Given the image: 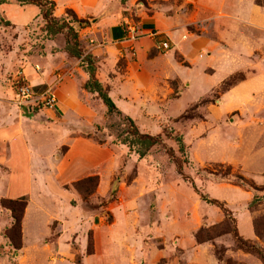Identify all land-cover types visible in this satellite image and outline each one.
<instances>
[{
    "label": "crops",
    "instance_id": "crops-1",
    "mask_svg": "<svg viewBox=\"0 0 264 264\" xmlns=\"http://www.w3.org/2000/svg\"><path fill=\"white\" fill-rule=\"evenodd\" d=\"M137 1L54 0L53 14L60 16L70 8L78 18L89 20L78 31L80 46L92 55L95 76L116 107L135 122L150 119L151 112L175 115L168 111L172 101L168 97L169 80L177 81L181 95L202 73L207 82L204 98L233 75L242 73L207 106L206 121L212 124L207 135H196L192 142L196 153L192 150V154L202 163L232 165L244 177L264 185V6L256 0H143L146 6ZM37 14L40 8L35 4L20 8L25 20ZM133 16L137 17L140 36L130 40L125 27ZM160 40L168 41L170 48L157 50L155 45ZM176 56L187 65H182ZM18 62L21 71L13 78H22L33 87L50 85L58 73L63 74V79L54 85L56 105L52 110L24 106V111L7 101L0 83V198L27 197L20 250L32 255L46 250V264H129L127 244L120 240L129 228L125 213L118 215L120 223H104L82 206L80 198L71 205L67 198L61 200L56 194L61 182L92 173L100 174L103 191L107 179L101 170L116 164L114 149L111 154L104 152L107 147L74 134L72 122L91 119L93 114L82 97L87 92L83 88L87 73L64 44L52 38L45 40L41 54L34 53ZM183 69L195 70L194 77L182 76ZM194 130L195 127L192 136ZM63 145L67 149L55 161ZM201 145L206 149L204 155L198 152ZM148 157L149 154L140 157L134 152L127 158L124 172L135 167L136 175L122 193L128 191L134 203L151 196L160 207L164 201L185 199L188 194L180 195L176 188L182 182L160 179L154 169L153 173H157L153 175ZM45 170L52 173L45 175ZM112 189L115 191V185ZM207 191L208 198L224 203L232 212L243 239L261 244L250 209L253 191L226 182H214ZM210 206L216 208L214 204ZM193 217L197 218V213ZM36 218L37 227L32 232ZM213 218L208 217V221L215 222ZM54 221L59 228L55 237L51 227ZM11 223L10 211L0 204V264H13L8 255L13 246L4 235ZM192 224L182 225L180 232L192 236ZM89 230L93 233L91 253L86 251ZM196 246L194 251L206 245ZM20 250L14 248L18 254ZM78 254L80 263L75 260ZM197 262L200 264L199 259ZM207 264L218 263L212 257Z\"/></svg>",
    "mask_w": 264,
    "mask_h": 264
},
{
    "label": "rangeland",
    "instance_id": "rangeland-1",
    "mask_svg": "<svg viewBox=\"0 0 264 264\" xmlns=\"http://www.w3.org/2000/svg\"><path fill=\"white\" fill-rule=\"evenodd\" d=\"M137 2L140 5H147L143 0ZM258 2L264 6V0H258ZM26 4L30 3H20L18 0H0V83L2 82L7 101L13 105H16L13 101L14 91L21 85H27L22 78H13L14 74L18 75V72L21 71L18 60L20 58L28 59L34 53L41 54L46 39L52 38L57 43L64 44L65 48L66 40L71 37L67 29L50 36L46 31V23L41 13L34 15L29 20L22 18L20 8ZM55 17L70 20L79 40L78 31L82 27L78 23L72 22L65 11L60 16ZM136 19L135 16L131 17L126 23V27L130 23L137 26ZM80 48L82 49L81 46ZM82 51L85 53L83 49ZM72 58L78 60L79 66L83 70L84 68L80 65L79 59L74 56ZM176 58L182 65H187L180 56H176ZM121 64H123V60L119 61V65ZM187 70L183 69L181 71L182 76L194 77L196 71L189 72ZM204 76L202 73H198V80L193 87L185 88L181 95L177 81L175 79L168 81L171 88L168 97L172 100L169 103L168 111L170 114L175 115L169 116L151 112L150 119L139 122L134 121L140 132L160 135L162 138V144L154 145L147 152L151 172L153 173L152 169H154L159 173V175L157 172L153 175L156 174L160 179L165 178L167 182L173 178L178 179L184 184L181 183L176 186L179 194L183 196L188 194L185 199L178 197L173 201H164L161 207L160 203L151 196L134 203L130 200L128 191L122 193V190H128L129 184L136 175L135 167L127 173L124 172L127 158L135 152L134 149L136 148L134 146L133 149H130L127 143H120L121 140L129 141L132 139V136L128 134L130 126L128 120L124 117L126 114L118 115L107 112L100 98L94 92L87 91L82 95L88 106L93 110V114L91 119L87 118L85 120V118H82L72 122L76 131L74 134L77 133L85 138H91L96 143L107 147L109 151L103 148L104 152L111 154L114 149L117 160L113 161L116 164L111 166L110 163L108 165L109 169L103 167V170H101L103 176H106L107 179L103 191L99 186L100 174L92 173L61 182L59 189H56V194H60L57 197L61 200L67 198V202L71 205H75L76 199L80 198L82 206L99 216L104 223L118 222V215L122 212L125 213L129 228L125 229L126 231L121 235L120 240L122 244H127L126 254L129 264H197L198 259L200 264H207L212 257L218 264H264L256 253L247 252L237 247L232 235V230L236 228L232 212L226 217L218 206L215 208L210 206L211 204H206L201 197V195L209 196L207 190L209 185L214 182L237 184L253 191L255 197L250 203V209L254 212L255 229L261 242V244H255L264 250V185L256 184L245 177L258 187L257 189L250 188L234 176L235 174L243 175L239 169L226 163H202L197 161L196 156L192 154L194 138L199 134L200 137L207 135V130L212 124L206 121L207 106L210 105V102H214L221 91L241 78L243 74L233 75L208 96L202 98L207 88ZM102 87L105 88L103 85ZM20 108L26 111L24 106ZM193 127H195V136H192ZM177 136L182 138L185 147L184 152L179 150ZM66 149V145L58 149L55 161L64 154ZM167 151H171L172 156ZM198 152L204 155L206 149L201 145ZM176 160L181 165V173L177 170ZM106 165L107 163L104 164V166ZM42 172L45 175L52 173L50 170ZM62 172H65V170ZM90 176H96L97 179L88 181L87 177ZM113 183L116 189L111 194L114 187ZM68 192L72 196L68 197ZM193 213H197V218L193 217ZM216 215L217 217H215ZM208 217H215L213 218L215 222H209ZM218 217L220 218L218 219ZM191 221L193 222L191 226L193 227L192 236L180 232L182 225L191 224ZM33 222L34 228H30L32 232L37 227V218ZM57 225V221L51 224L53 237L59 229ZM92 234V230L87 232V240L91 237L93 245ZM196 234L203 242L198 243L196 241ZM197 244L206 246L199 249V251L196 250V252L193 249H196ZM22 246L23 242L21 248ZM73 247L76 250L77 244L74 243ZM132 251L134 255L131 254ZM8 255L13 264H46L47 251L42 250L36 255H32L27 250H20L18 254L14 252L12 247L8 251ZM80 258L79 254L75 255L77 263H80Z\"/></svg>",
    "mask_w": 264,
    "mask_h": 264
},
{
    "label": "trees",
    "instance_id": "trees-1",
    "mask_svg": "<svg viewBox=\"0 0 264 264\" xmlns=\"http://www.w3.org/2000/svg\"><path fill=\"white\" fill-rule=\"evenodd\" d=\"M20 3H31L35 4L40 8V13L42 15L43 20L46 23V31L50 36H53L64 29H67L68 34H71V37L66 40L65 50L72 56L79 59L80 65L84 68L83 70L87 72L88 79L84 83V89L89 92H94L97 96L101 99L102 103L105 105L107 112H113L118 115H122V112L116 107L110 96L108 95L107 89L102 87V84L98 81L95 76V63L92 55L90 53H84L79 46V40L77 36V32L75 31L74 27L70 23V20H66L64 18L57 19L54 14L55 2L54 0H18ZM258 2V0H256ZM259 3V2H258ZM260 4V3H259ZM66 14L70 16L72 22L78 23L79 26L84 27L87 26L90 22L88 19L78 18L76 13L67 8L65 10ZM126 120L129 122V130L128 134L132 136V139L121 140L120 143H127L130 149H133L134 146L136 148L134 151L140 156H144L147 154L149 149L156 144H162V138L160 135H152L149 133H142L138 130L137 126L135 125L134 121L127 115L124 116ZM176 140L179 145V150L184 152L185 147L182 141L181 136H177ZM171 155V151H167ZM172 156V155H171ZM176 167L179 173H181V165L176 160ZM235 177L240 179L243 183L247 184L248 187L257 189L258 187L250 180L246 179L243 175L235 174ZM97 178L96 176L87 177L88 181H95ZM114 190L111 191L113 194ZM202 199L206 202L214 204L218 206L227 217L230 214L228 208L224 205V203L208 198L205 195H201ZM0 204L3 208H6L10 211L12 216V223L11 225L4 230V235L9 239L10 244L16 249L21 248V238H22V217L24 214V209L27 204V198L25 196L11 199V198H0ZM255 228V223H254ZM256 231V229H255ZM257 236L258 233L256 232ZM232 235L235 240V243L239 249H242L247 252H254L258 255V257L264 263V250L257 246L255 243L243 239L237 232V229L234 228L232 230ZM196 241L198 243L203 242L202 239L195 235ZM93 250V245L91 242V237L88 239L87 244V252L91 253ZM220 259V257H219Z\"/></svg>",
    "mask_w": 264,
    "mask_h": 264
},
{
    "label": "built area",
    "instance_id": "built-area-1",
    "mask_svg": "<svg viewBox=\"0 0 264 264\" xmlns=\"http://www.w3.org/2000/svg\"><path fill=\"white\" fill-rule=\"evenodd\" d=\"M128 39L135 40L140 34L137 32V26L128 25L126 28ZM155 47L158 50H167L170 44L166 40L157 41ZM63 79V74L58 73L54 83L50 85H40L33 87L31 85H21L14 91L13 101L17 106H28L30 108H45L52 110L56 105V96L54 94V85Z\"/></svg>",
    "mask_w": 264,
    "mask_h": 264
}]
</instances>
